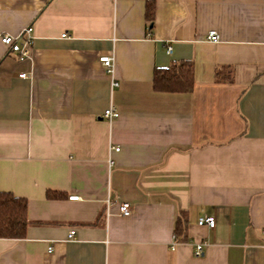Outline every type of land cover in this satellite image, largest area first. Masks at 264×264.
Segmentation results:
<instances>
[{
  "label": "crops",
  "instance_id": "1",
  "mask_svg": "<svg viewBox=\"0 0 264 264\" xmlns=\"http://www.w3.org/2000/svg\"><path fill=\"white\" fill-rule=\"evenodd\" d=\"M28 27L27 57L0 41V191L28 220L0 264H264V0H0V36ZM183 59L192 90H154Z\"/></svg>",
  "mask_w": 264,
  "mask_h": 264
},
{
  "label": "trees",
  "instance_id": "2",
  "mask_svg": "<svg viewBox=\"0 0 264 264\" xmlns=\"http://www.w3.org/2000/svg\"><path fill=\"white\" fill-rule=\"evenodd\" d=\"M145 16L149 22L154 17V4L147 1ZM217 82H233V69L229 67L217 70L215 74ZM194 84V66L191 60L183 59L172 61L166 67H156L152 74V86L156 91L172 93H188ZM48 199H63L66 194L60 191L47 190ZM27 220V200L13 195L7 191H0V238H23L25 235ZM176 241H185V221L180 216L174 228Z\"/></svg>",
  "mask_w": 264,
  "mask_h": 264
},
{
  "label": "built area",
  "instance_id": "3",
  "mask_svg": "<svg viewBox=\"0 0 264 264\" xmlns=\"http://www.w3.org/2000/svg\"><path fill=\"white\" fill-rule=\"evenodd\" d=\"M31 32V28L28 27L22 36L19 37H13L8 34H1L0 41L4 45L8 46V48L16 52L19 56V59H22L24 57H27L30 52L31 47V37L29 33ZM24 36V37H23ZM207 38L211 41H217L219 40L218 33L215 30H210L207 34ZM170 47H167V51H170ZM99 62L103 64L106 72L112 77V86H117L118 82L115 81L113 78V72H114V66L116 65L114 62V57L112 55H104L99 57ZM19 77H26V73H20L18 75ZM119 116V112L115 110L113 107L107 108L102 117L107 120H112L114 118H117ZM119 148H114V151H118ZM72 199H76V196L71 197ZM119 212L122 216H128L131 212V205L128 202H121L119 205ZM215 224V219L212 215H204L197 219V225L199 226H206L208 228H213ZM264 232V231H263ZM75 233V230H71L68 234L69 238H72ZM203 253V243H197V245L194 246L193 254L194 256L198 257L201 256Z\"/></svg>",
  "mask_w": 264,
  "mask_h": 264
}]
</instances>
